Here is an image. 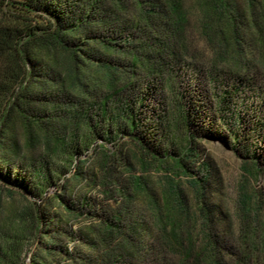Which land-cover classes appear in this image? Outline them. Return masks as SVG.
Here are the masks:
<instances>
[{"label": "trees", "instance_id": "16d2710c", "mask_svg": "<svg viewBox=\"0 0 264 264\" xmlns=\"http://www.w3.org/2000/svg\"><path fill=\"white\" fill-rule=\"evenodd\" d=\"M243 3L0 0V264H264L254 233L220 231L206 178L190 181L194 209L174 180L200 158L198 135L264 170V32ZM187 4L209 58L191 46ZM182 61L197 79L176 87ZM170 109L186 143L166 147ZM125 137L129 153L104 147ZM136 167L166 181L153 188Z\"/></svg>", "mask_w": 264, "mask_h": 264}, {"label": "rangeland", "instance_id": "374dc122", "mask_svg": "<svg viewBox=\"0 0 264 264\" xmlns=\"http://www.w3.org/2000/svg\"><path fill=\"white\" fill-rule=\"evenodd\" d=\"M18 1V0H12ZM6 2V0H5ZM238 5L244 10L243 0H237ZM264 0H254V9L256 24L264 32V11L261 6ZM188 11L195 15H191V21L189 26V40L191 41V46L201 51L204 57L209 58L212 54L209 44H207L206 39L202 36L199 27V17L198 10L195 6L190 7L189 4ZM246 10V9H245ZM249 17V14H247ZM247 17V18H248ZM248 20V19H247ZM250 23V21H249ZM255 46L261 47L257 39L255 40ZM192 63L177 62L174 64L173 72L171 73L172 80L178 84L194 83L196 82V76L192 71ZM193 66V64H192ZM148 79L146 77H139L136 80L137 85H142ZM211 80V82H209ZM202 87L210 91L213 90L214 83H212L211 77L208 76L204 79H200ZM168 83H170L168 81ZM168 83H163L164 88L162 89L163 94L169 98L171 96V90ZM174 86V87H175ZM121 95V94H120ZM115 95V97H118ZM170 102V101H169ZM111 103V102H110ZM169 107V105H168ZM167 113L168 122H170V129L167 130V135L163 137L166 143V147H169L171 141V136L179 135L182 137L183 144L186 143V130L184 127L177 128L173 130L175 123L173 122L171 116V109ZM166 123L169 125V123ZM78 132V133H77ZM78 136L82 135L83 129L76 131ZM80 141V140H79ZM84 142V141H83ZM98 144H102L100 140H95L92 147L88 151L84 152L83 156H78L76 163L80 160H93L96 156V149ZM104 147L109 152L115 151L116 148L121 149L123 152H131L133 150V142L127 137L121 139L118 144H105ZM194 147L199 152L200 158L194 164L191 163V172L186 176L184 174L177 175L174 174V180L178 182L183 190L187 203L191 209L202 203L200 200L196 199V194L194 188L190 185L192 178H206L204 182V198L203 201L207 204L210 212L217 220V226L220 231L224 234L225 230L233 233L237 236L241 235L244 230H249L255 235V240L259 246L260 253L259 256L264 258V170L260 169L259 172L252 170L251 166L246 163L248 159L238 156L230 146L214 137L200 136L198 135ZM91 156V157H90ZM138 174L147 178L148 183L153 186V188H158L164 184L165 177L167 174L166 170H145L144 172L139 170L138 167L135 169ZM207 175V177H205ZM68 178V177H66ZM127 178V176H126ZM1 184V183H0ZM3 191H0V195H3ZM6 202H4L5 204ZM233 232H232V231ZM228 236V235H227ZM226 236V237H227ZM230 240V236H228ZM31 246L26 250V256L30 255Z\"/></svg>", "mask_w": 264, "mask_h": 264}]
</instances>
